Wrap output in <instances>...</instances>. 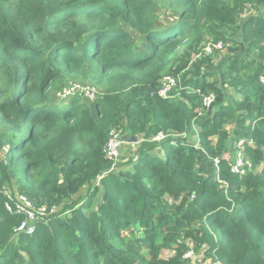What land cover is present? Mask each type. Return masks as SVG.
Here are the masks:
<instances>
[{
    "label": "trees",
    "instance_id": "trees-1",
    "mask_svg": "<svg viewBox=\"0 0 264 264\" xmlns=\"http://www.w3.org/2000/svg\"><path fill=\"white\" fill-rule=\"evenodd\" d=\"M166 1L0 0V264H264V0ZM75 74L102 96L58 99ZM113 128L139 145L114 171Z\"/></svg>",
    "mask_w": 264,
    "mask_h": 264
},
{
    "label": "built area",
    "instance_id": "built-area-1",
    "mask_svg": "<svg viewBox=\"0 0 264 264\" xmlns=\"http://www.w3.org/2000/svg\"><path fill=\"white\" fill-rule=\"evenodd\" d=\"M224 47L222 42H208L204 48L203 53L204 55H209L213 53L215 50H221ZM182 82L181 78H176L174 76L168 75L162 79V87L159 90V95L163 98H170L174 95L176 91L179 90L180 84ZM261 82L264 84V74L261 76ZM70 93V90H65L64 95ZM89 94V92H88ZM93 98V95L91 94ZM215 100V95L210 94L204 98V105L206 108H210L212 103ZM129 142L124 137L122 131L118 130L117 128H113L109 132V138L105 147V153L109 160L112 162L111 170H117L121 156L122 150ZM249 164L248 160L245 158L241 150L235 155V157L231 160V170L235 174L243 175L247 172V165ZM9 200L7 201V207L10 211H15L19 213H25L28 218L25 219L18 230H25L29 233L33 232V224L32 221L36 220L37 218L44 219L46 215V207L42 206L40 208H36L33 202L25 195H19L15 198L12 193H8ZM32 220V221H31ZM203 255V254H202ZM204 257V256H203ZM185 258L191 259L193 264H197L196 258L197 253L196 251L191 248L185 255ZM204 260V259H203ZM205 264V262L203 263Z\"/></svg>",
    "mask_w": 264,
    "mask_h": 264
},
{
    "label": "rangeland",
    "instance_id": "rangeland-1",
    "mask_svg": "<svg viewBox=\"0 0 264 264\" xmlns=\"http://www.w3.org/2000/svg\"><path fill=\"white\" fill-rule=\"evenodd\" d=\"M249 13V10H246V12H244L243 14H241L239 16V22L241 23L242 20L245 18V15ZM179 17V11L174 3V1H170L167 0L166 2H164L163 4H161L159 6V19L166 21L169 19H177ZM132 32H134L132 30ZM134 35L136 36L137 34L134 32ZM227 54V50L226 48H222L221 50H219V59L221 60V58L225 57ZM216 58V59H217ZM68 83L65 85V87L60 90L57 93V98L62 100L64 98H69L73 95L78 94L79 96H81L83 99L88 100L89 102L93 101L94 98L96 96H102V86L101 84L94 78L88 76L85 77L82 74H75L73 77L69 78ZM65 90L69 91L70 93L67 94V96L64 95ZM89 92V94H88ZM91 94L93 95V98L91 97ZM236 98V94L234 92V90H229V98L228 101L229 102H233L234 99ZM231 130H234V125L230 126ZM137 141H133V142H129L128 144H126V146L123 148L122 150V156H121V160L120 163L121 165H119L120 167L122 166V163L130 161L133 157V153L137 150V146L136 145ZM196 250V249H195ZM197 253V258H196V263L197 264H203L205 261L204 259V255H202L201 251H196Z\"/></svg>",
    "mask_w": 264,
    "mask_h": 264
},
{
    "label": "water",
    "instance_id": "water-1",
    "mask_svg": "<svg viewBox=\"0 0 264 264\" xmlns=\"http://www.w3.org/2000/svg\"><path fill=\"white\" fill-rule=\"evenodd\" d=\"M133 141H137V138H136V137H133V138L131 139V142H133Z\"/></svg>",
    "mask_w": 264,
    "mask_h": 264
},
{
    "label": "crops",
    "instance_id": "crops-1",
    "mask_svg": "<svg viewBox=\"0 0 264 264\" xmlns=\"http://www.w3.org/2000/svg\"><path fill=\"white\" fill-rule=\"evenodd\" d=\"M204 261H206L205 257H204Z\"/></svg>",
    "mask_w": 264,
    "mask_h": 264
}]
</instances>
